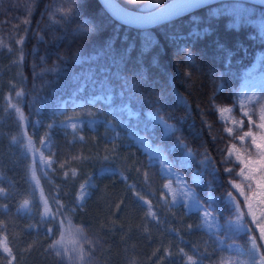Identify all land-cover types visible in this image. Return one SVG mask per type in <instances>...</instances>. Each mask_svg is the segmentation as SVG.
<instances>
[{
    "label": "trees",
    "instance_id": "16d2710c",
    "mask_svg": "<svg viewBox=\"0 0 264 264\" xmlns=\"http://www.w3.org/2000/svg\"><path fill=\"white\" fill-rule=\"evenodd\" d=\"M117 1L145 12L168 0ZM57 9H72L75 15L65 19ZM262 14L264 9L253 5L219 1L135 30L112 20L97 0H0V188L6 192L0 197V236L6 238L12 264H183L185 256L204 264L249 263L248 253L218 248L200 229L197 213L170 207L158 167L135 145L107 140L102 128L85 129L74 141L57 127L50 130L53 170L50 179L41 177V184L54 220L47 223L50 234L28 230L31 217L16 213L31 196L27 163L8 146L5 126L11 119L2 110L6 96L17 92L23 94L21 109L30 124L40 118V108L38 142L65 99L85 104L56 121L107 118L98 106L86 103L96 94L128 103L139 114L128 126L150 136L190 184L191 167H201L204 153L211 157L214 164L195 190L199 198L215 197L213 211L225 241L246 248L247 234L234 232L227 223L232 210L224 202L230 190L225 169L235 165L224 161L234 139L223 132L214 108L233 104L242 70L264 50V39L251 23ZM148 110H157L174 130L163 135L157 126L148 129ZM180 143L194 153L190 168L178 166ZM104 167L117 170L125 181L118 175L97 176ZM90 180V194L78 208V190ZM135 196L146 199L148 207ZM0 264H6L1 253Z\"/></svg>",
    "mask_w": 264,
    "mask_h": 264
},
{
    "label": "rangeland",
    "instance_id": "374dc122",
    "mask_svg": "<svg viewBox=\"0 0 264 264\" xmlns=\"http://www.w3.org/2000/svg\"><path fill=\"white\" fill-rule=\"evenodd\" d=\"M252 23L256 26L258 34L264 38V15L252 21ZM97 102L103 104L105 108H101L100 104ZM22 103L23 94L21 92L7 95L2 111L6 114L4 117L11 119L5 126L8 128L5 134V137L8 140V146L12 149L14 154L19 155L21 159H25L27 163L26 173L32 190L30 192L31 196L19 203L16 213L21 216L31 217L28 230L50 234L51 231H49V229H51V227L47 226V223L54 220L52 208L44 194L41 184V177L50 179L49 173L53 170L52 164L54 160L49 154L51 153V146L53 143L50 130L57 127L63 134L71 135L72 141H74L75 139L81 140L82 137L80 133L85 129L96 131L99 128H102L103 135L107 140L120 139L122 142L135 145L146 155V159L150 165H157L161 177L165 178L162 191L168 198L169 205L181 206L186 213H197L200 217V228L215 239L218 248H223L230 252L249 254V250L252 247L249 240V234L243 231H237L235 225L228 222L230 220H235V216L231 214V217L227 220L228 226L236 233L247 234L246 248L238 243H228L225 241L224 237L220 235V223L213 211L212 201L215 197L208 193L204 198H199L196 190L191 185L201 184L202 177H200L199 184H196L193 181L194 174L199 173L201 167L200 169L191 168L190 184L186 180L185 174L179 168L173 166L165 151L155 144L150 136L142 134L128 126L130 119L136 120L139 118L138 112L133 111L128 103L115 104L112 102L111 94H96L91 96L86 103L98 106V111L103 112L107 118L101 116H70L56 121L57 119H61L68 110L74 111L80 109L85 104L82 99H65L61 101L51 113L47 131L39 136L38 142L34 134L37 133L40 121L43 120L42 110L40 108L36 109L40 118L33 120L30 124L28 118L24 115L21 109ZM214 109L218 121L223 125V132L229 135L226 129L231 128L233 130L231 136L234 137V142L229 146L225 158H229L231 163L237 167L234 173H238L241 166L237 162V155L244 158H249L250 156V158L254 160L258 159L257 150L251 145V137H246L245 143L242 144L239 136L243 135L244 132L249 131V129H251L252 134L257 137L258 142L259 138L264 136V127H257V125L264 123V121L260 120V116L264 114V50L258 51L253 62L243 70L233 105L224 107L216 106ZM245 112H247L248 115H244ZM249 117L252 118L251 125L248 123ZM145 120L149 123L148 129L157 126L160 128L163 135H168L174 130V125L165 121L158 114L157 110L146 111ZM161 121L169 125L170 128H165L164 123H161ZM241 122H243L242 125ZM73 124H75V128L72 127ZM49 125L52 127L50 128ZM30 128L34 129L35 132H30ZM188 150L189 149L183 148L182 155L178 158V161H180L178 166H180V164H182L184 168L190 166L191 159L185 161L184 157V153ZM229 153H231V157H229ZM96 175H118L122 181H125V177L120 175L117 170L108 167L100 169ZM0 179H2L1 175ZM241 179L242 178L237 175L234 182L239 183L241 182ZM244 184H247V181H245ZM244 184H242V187H244ZM166 185L169 187L166 188ZM229 186L231 191L239 197V200L236 201V203L241 205V211L245 214L243 219L246 221L248 228L251 229V235L257 238V246L261 251L260 253L255 254V260L256 264H261L260 256H264V240L259 239V237L260 228L264 227V205L259 203L258 197L256 199L250 198V200L246 202L239 190L233 188L231 183H229ZM91 187V180L80 187L76 196V207L81 208L90 194ZM128 187H132V185H128ZM253 188L255 189V184H253ZM180 189H184L185 192L190 189L191 193L195 194L199 204L194 207L191 206V195L185 196L183 199L177 196L176 199L178 202L173 204V194L177 193ZM4 195H6V192L0 188V197H3ZM135 198L142 206L148 207V201L146 199L140 198L139 196H135ZM226 198L227 195L224 202L232 210L234 205L230 207ZM185 200H187L190 205V208L187 210L184 207ZM248 203H251L252 205L251 211H249V208L247 207ZM202 209L211 211V215L206 216ZM149 213L153 216L151 210H149ZM253 217H255V220ZM0 253L6 259V264H12L13 257L7 245L6 238L3 235L0 236ZM189 257H191V261L189 260ZM183 264L204 263L192 256H186ZM246 264H252V261Z\"/></svg>",
    "mask_w": 264,
    "mask_h": 264
},
{
    "label": "snow or ice",
    "instance_id": "6c2138e0",
    "mask_svg": "<svg viewBox=\"0 0 264 264\" xmlns=\"http://www.w3.org/2000/svg\"><path fill=\"white\" fill-rule=\"evenodd\" d=\"M194 5L192 3H188L184 5L183 7L185 8H191ZM164 9H160V11H163ZM57 11L61 12V15L64 16L65 19H69L70 15H75V12L72 11V9L68 10H63V9H57ZM152 21H145V23H149ZM84 31H87V29H83ZM198 36V34H195ZM150 44V42H149ZM186 59L191 60L192 57L189 55L186 57ZM19 95V93H18ZM244 115H248L247 112L244 113ZM260 120L264 121V114L260 116ZM161 123H164L161 121ZM243 122H241L242 125ZM248 123L251 125L252 124V118L249 117ZM51 128L52 126L49 125ZM73 128H75V124L72 125ZM165 128H170L169 125L164 123ZM257 127H264V123H261L257 125ZM228 134L231 136L233 133V130L231 128L226 129ZM246 137H251V145L257 150V155L258 159L254 160L251 159L250 156L249 158H244L239 155H237L236 159L237 162L239 163L240 171L238 173H234V167L229 168L226 167V171L230 174L229 175V183L232 184V187L239 190L241 195L244 197V200L247 202L252 199H256L257 197L259 198V203L261 205H264V136L259 138V142L257 141V137L252 134L251 129L249 131H246L243 133V135L239 136V139L242 144L245 143V138ZM179 143V141H178ZM180 146L182 148H186L187 145H184L183 143H180ZM185 161L194 158V153L189 149L186 153H184ZM229 157H231V153H229ZM230 159L226 158L224 163L227 165L230 163ZM198 163L201 165V171L199 173L194 174L193 176V181L196 184L200 183V177L203 176L204 172L209 169L210 166L214 164V162L211 160V157L207 154L204 153L202 158L198 161ZM216 169L212 167V174L215 175ZM240 176L241 182L235 183V177ZM247 181V184H244V182ZM242 184H244V187H242ZM253 184H255V189L253 188ZM166 188L169 187L168 185L165 186ZM247 193V194H246ZM191 195L192 196V207L196 206L199 204V201L196 199L195 194L191 193V190L189 189L187 192L184 191V189H180L177 193L173 194V204L177 203L176 197L179 196L181 199H183L185 196ZM227 203L229 204L230 207H232V212L231 214L235 216V220H230L228 221L229 223H232L235 225V228L237 231H243L247 234H249V240L252 245L251 249L249 250V258L252 261V264H256L255 260V254L260 253L261 249L257 246V238L255 236L251 235V229L248 228L246 221L243 219L244 213L241 211V205L239 203H236V201L239 200V197H237L231 190H228L227 193ZM146 203V202H145ZM184 207L185 209H189L190 205L187 200L184 201ZM247 207L249 208V211H251V203L247 204ZM204 211V214L206 216L211 215V211L207 209H202ZM219 215V213H217ZM255 220V217H253ZM191 228V226H189ZM51 231V229H49ZM259 239L264 240V227L260 228V237ZM53 247H56L54 244ZM56 255L59 256L60 252L57 251ZM189 260L191 261V257H189ZM260 262L261 264H264V256H260Z\"/></svg>",
    "mask_w": 264,
    "mask_h": 264
},
{
    "label": "water",
    "instance_id": "95a60500",
    "mask_svg": "<svg viewBox=\"0 0 264 264\" xmlns=\"http://www.w3.org/2000/svg\"><path fill=\"white\" fill-rule=\"evenodd\" d=\"M103 11L114 21L136 30H146L162 22L172 20L197 8L216 1H239L264 7V0H170L165 4L146 12H139L121 5L117 0H97ZM192 3L194 6L185 8ZM164 9L160 11V9ZM145 21H152L145 23Z\"/></svg>",
    "mask_w": 264,
    "mask_h": 264
}]
</instances>
